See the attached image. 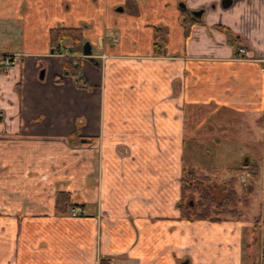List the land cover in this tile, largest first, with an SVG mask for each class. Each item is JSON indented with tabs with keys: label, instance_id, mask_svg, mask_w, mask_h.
<instances>
[{
	"label": "crops",
	"instance_id": "obj_1",
	"mask_svg": "<svg viewBox=\"0 0 264 264\" xmlns=\"http://www.w3.org/2000/svg\"><path fill=\"white\" fill-rule=\"evenodd\" d=\"M231 1L0 0V55L13 59L0 73V264H262V218L190 221L178 207L185 168L222 183L243 172L200 142L246 133L243 165L262 172L264 0ZM183 9L198 18L188 37ZM62 26L82 28L94 59L67 42L56 54ZM60 191L84 214L58 213Z\"/></svg>",
	"mask_w": 264,
	"mask_h": 264
},
{
	"label": "trees",
	"instance_id": "obj_2",
	"mask_svg": "<svg viewBox=\"0 0 264 264\" xmlns=\"http://www.w3.org/2000/svg\"><path fill=\"white\" fill-rule=\"evenodd\" d=\"M182 20L186 29L185 35L188 37L192 25L198 22V18L193 16L186 9H183ZM219 27L228 33L230 40L233 41L235 39V36L230 29L224 28L221 25H219ZM154 31V46L157 52L160 53L164 50L163 47L166 43V35L162 27L155 26ZM51 41L55 52L63 45L65 46L67 42L71 45L72 52L78 53L82 51L85 36L82 28L62 26L52 29ZM7 58L8 57L0 55V73L5 71L4 64L6 65L5 61ZM63 60L64 67L70 74L76 75L79 78L82 76L80 73V67L76 63L78 62L77 57L66 56ZM12 61L13 59L10 58V63H12ZM240 171H250L253 176L259 175L258 166L253 163L244 164L239 168V172ZM219 185L212 181L210 175L200 173L198 169L193 167L185 168L184 176L182 178L181 197L178 201V207L181 211L180 218L190 221L202 219L211 222H221L224 219L242 218V201L245 204L249 202L254 184H250L246 187V190H244L243 193H240L237 189L236 178H232ZM197 192L199 197L195 198L194 194ZM72 205H74V200L70 192H58L56 200V210L58 213L66 214ZM256 226H258V222Z\"/></svg>",
	"mask_w": 264,
	"mask_h": 264
},
{
	"label": "rangeland",
	"instance_id": "obj_3",
	"mask_svg": "<svg viewBox=\"0 0 264 264\" xmlns=\"http://www.w3.org/2000/svg\"><path fill=\"white\" fill-rule=\"evenodd\" d=\"M80 80V79H78ZM40 113H38L37 115H34V118H35V123L37 124H43V122L45 121V118L44 116H41L39 115ZM76 118L75 119V126H77V128L80 130L81 129V123L83 122V119H78ZM242 127H240L241 129ZM92 130V129H91ZM243 132V131H242ZM241 132V133H242ZM82 134L81 130L80 131H75L74 134H72L71 137H74V139L76 138V144L80 145L82 144V142H84V140H82L84 137H80V135ZM252 136H255V137H261V134H260V131H254L252 132ZM242 138H245V142H242L240 140H232V142L230 143L229 141H227L225 143V145H214L212 142L210 144H206L207 147H204L202 142L199 143V149H196L197 153H202L203 156L204 154L206 155H209L210 156V161H214V162H221L224 159L228 158L230 159V163L229 165H231L232 167H237L235 169V171H231L232 169H228L226 171L225 169V172H228V173H232V175H236V172H239V168H241L243 166V163H244V158H246V156L244 155L245 151H243V147L241 148V146H245L248 148V140L246 138V133H245V136L242 135ZM240 144V145H239ZM246 149V148H245ZM256 150V149H255ZM243 151V152H242ZM226 152V153H225ZM190 153H191V149H190V144L188 142V145H187V148H186V156H190ZM256 153L257 154H254L253 155V158H252V162H256L257 159L259 160H262V172L260 173L259 177L257 176H253L251 177V179L247 181L248 185L245 186V187H248L250 184H254V188L250 194V200L248 202V204H245L243 201H242V209H243V217L246 219V220H249V221H256L258 220L257 218H262V237L260 238V244H261V248L263 250L264 248V137L262 135V146H260V149L259 151L256 150ZM221 154L223 156V154L225 155H228V156H225V157H222ZM206 160V158H204ZM239 166V167H238ZM200 171V170H198ZM200 173H203V172H200ZM222 177H223V173L221 172ZM225 175V174H224ZM238 177H239V174H238ZM220 178V177H219ZM234 178V177H233ZM232 179V178H231ZM259 179V180H258ZM225 180H229L228 179H225ZM255 180H258V184L256 185V182ZM213 181V180H212ZM237 181V189L240 193H243L244 190H246V188H244V184H242V180L241 178L236 180ZM214 182L216 183H222L221 180L218 179V181L214 180ZM218 185V184H217ZM220 186V185H219ZM218 187V186H217ZM220 190V189H219ZM194 197L195 198H198L199 197V194L198 192L196 194H194ZM67 214L71 215V216H81L84 214V208L82 205H79V204H74L72 205L70 208H69V211L67 212ZM97 223H98V219H97ZM258 226H254V232H255V228L257 229ZM99 228L97 229V238H99ZM258 235V233H257ZM261 250V252H262ZM262 257L260 259L261 263L264 264V255L261 254ZM98 257L101 259L100 260V263L101 264H104V260L102 259L103 258V255L102 254H99ZM98 260V262H99ZM99 263V264H100ZM110 263V262H109ZM106 264V263H105Z\"/></svg>",
	"mask_w": 264,
	"mask_h": 264
},
{
	"label": "built area",
	"instance_id": "obj_4",
	"mask_svg": "<svg viewBox=\"0 0 264 264\" xmlns=\"http://www.w3.org/2000/svg\"><path fill=\"white\" fill-rule=\"evenodd\" d=\"M239 51H240V53H246V48H240L239 49ZM68 53H70V47L69 46H67V47H60V49H58V50H56V54H58V55H61V56H65V55H67ZM5 63L7 64V65H9L10 64V58L8 57L7 59H6V61H5ZM251 177H253V175H252V173L250 172V171H243L241 174H240V178H241V180H242V184H244L243 186H244V188H246L245 186H247L248 185V183H247V181H248V179L250 180L251 179ZM262 254L264 255V248H263V250H262ZM101 260V259H100ZM100 260H99V262H98V264L100 263ZM101 264V263H100ZM105 264V263H104ZM106 264H111V263H106Z\"/></svg>",
	"mask_w": 264,
	"mask_h": 264
},
{
	"label": "water",
	"instance_id": "obj_5",
	"mask_svg": "<svg viewBox=\"0 0 264 264\" xmlns=\"http://www.w3.org/2000/svg\"><path fill=\"white\" fill-rule=\"evenodd\" d=\"M231 2H232L231 0H223V5L228 6L231 4ZM120 9L123 10V7H121ZM202 12H203V10H199V11H193L192 13L196 16H200L202 14ZM92 51L93 50H92L91 43L89 41H86L84 46H83V54L92 60V59H94L91 55ZM45 72H46V70L44 68L40 70V77L41 78H44Z\"/></svg>",
	"mask_w": 264,
	"mask_h": 264
},
{
	"label": "flooded vegetation",
	"instance_id": "obj_6",
	"mask_svg": "<svg viewBox=\"0 0 264 264\" xmlns=\"http://www.w3.org/2000/svg\"><path fill=\"white\" fill-rule=\"evenodd\" d=\"M11 64V63H10ZM1 117H2V114L0 113V119H1Z\"/></svg>",
	"mask_w": 264,
	"mask_h": 264
}]
</instances>
